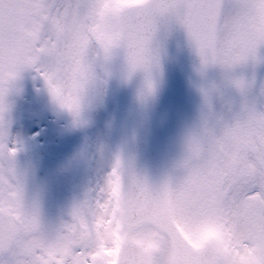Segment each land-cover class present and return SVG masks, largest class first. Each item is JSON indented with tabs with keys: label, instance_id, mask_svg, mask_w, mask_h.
<instances>
[{
	"label": "snow or ice",
	"instance_id": "1",
	"mask_svg": "<svg viewBox=\"0 0 264 264\" xmlns=\"http://www.w3.org/2000/svg\"><path fill=\"white\" fill-rule=\"evenodd\" d=\"M161 25L183 30L201 73L219 70L220 84L201 89L208 110L199 129L163 182L117 160L66 221L46 228L14 167L6 121L14 84L33 74L78 117L93 64L119 51L125 78L144 73L150 92ZM261 48L264 0H147L129 10L114 0H0V264H264V87L260 105L250 103L252 84L237 75ZM227 89L242 101L225 119L211 101ZM209 229L215 238L193 248Z\"/></svg>",
	"mask_w": 264,
	"mask_h": 264
},
{
	"label": "rangeland",
	"instance_id": "2",
	"mask_svg": "<svg viewBox=\"0 0 264 264\" xmlns=\"http://www.w3.org/2000/svg\"><path fill=\"white\" fill-rule=\"evenodd\" d=\"M257 55L260 58V68L254 69V75L257 77L264 78V54L259 51ZM118 51L113 54L110 60L107 62L98 61L93 64L92 72L93 79L85 93L84 101L81 107V111L78 117H74L73 127L74 132H77L81 137L85 138L91 149L94 150H105L106 152H98L97 159L105 158L108 154V149L112 157H108L113 160H123V149L125 141V128L126 123V96H125V80L123 72L118 58ZM247 66H243L237 69V75H241L248 80L246 73ZM32 77L31 73H22L20 78L16 81L13 86V92L8 98V111L6 113V121H9L8 113L15 104V91L18 89L17 86L20 83H24ZM33 90L30 94L31 97L37 99V93L41 91L40 85L32 86ZM235 95L234 97H241L234 89H227L222 97L217 96V103L214 108V112L219 115L226 109V99L228 94ZM48 94L46 89L45 95ZM27 99H21L19 104L20 110L24 113V103ZM222 107L224 109H222ZM27 111H34L31 106L26 108ZM108 117L104 114H107ZM17 115L18 128L15 134L11 135L8 139L10 144L15 148L16 151H20L23 147L20 141V130L19 125L22 123L24 115ZM46 122V120H44ZM82 132V134H81ZM87 133V135H86ZM42 137L52 138L49 132H42ZM75 145V144H74ZM122 154L120 156L119 154ZM114 154H117L114 157ZM107 157V156H106Z\"/></svg>",
	"mask_w": 264,
	"mask_h": 264
},
{
	"label": "clouds",
	"instance_id": "3",
	"mask_svg": "<svg viewBox=\"0 0 264 264\" xmlns=\"http://www.w3.org/2000/svg\"><path fill=\"white\" fill-rule=\"evenodd\" d=\"M147 0H114L117 9H135L144 6ZM215 238V233L212 230H206L201 236L189 241L193 248L200 247L206 240ZM145 250H151L154 246L150 242H142Z\"/></svg>",
	"mask_w": 264,
	"mask_h": 264
},
{
	"label": "water",
	"instance_id": "4",
	"mask_svg": "<svg viewBox=\"0 0 264 264\" xmlns=\"http://www.w3.org/2000/svg\"><path fill=\"white\" fill-rule=\"evenodd\" d=\"M173 145L176 146V144H174V143H173ZM182 157H183V150H181V149H172V150H170V153H169V156H168V160H169V163L172 166H175V165H178V163L180 162Z\"/></svg>",
	"mask_w": 264,
	"mask_h": 264
}]
</instances>
